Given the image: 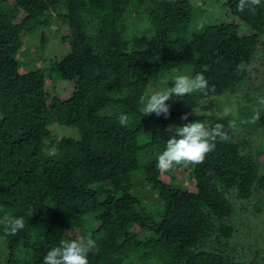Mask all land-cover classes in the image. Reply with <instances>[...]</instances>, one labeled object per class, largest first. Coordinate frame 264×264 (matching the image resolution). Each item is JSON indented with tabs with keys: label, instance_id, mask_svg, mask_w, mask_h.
I'll use <instances>...</instances> for the list:
<instances>
[{
	"label": "trees",
	"instance_id": "16d2710c",
	"mask_svg": "<svg viewBox=\"0 0 264 264\" xmlns=\"http://www.w3.org/2000/svg\"><path fill=\"white\" fill-rule=\"evenodd\" d=\"M10 1L0 0V238L5 246L0 264H42L47 251L67 232L84 228L88 217L97 222L95 231L81 235L96 242L89 264H123L133 256L160 264H264L262 249L248 262L243 249L239 254L233 247L261 246L242 240L240 233L248 225L246 207L253 216L264 209V171L258 158L241 152L236 129L227 128L230 119L189 114L182 120L186 113L174 110L167 119L143 116L140 103L151 80L171 71L202 73L209 81L212 90L190 97V103L220 96L242 103L249 91L264 89L251 80L264 36V0L255 12L238 11V0L224 3L251 29L246 36H239L236 21L191 34L189 0ZM135 2L146 5L151 31L128 41L123 20ZM54 12L68 24L64 40L70 53L47 69L23 70L17 55L24 38L48 26ZM21 13L25 16L16 23ZM241 62L248 71H236ZM50 78L74 82L68 98L49 95ZM107 110L111 114L105 115ZM121 114L129 118L126 126L119 122ZM175 120L223 123L231 137L218 140L203 163L187 167L194 191L179 188V178L167 181L156 166ZM259 121L264 126V114ZM53 123L76 127L80 138L50 141ZM142 154L149 157L144 164ZM139 169L157 194L155 210L131 192L132 174ZM13 216L25 218L14 236L4 229ZM141 233L148 235L140 238ZM25 250L29 259L19 256Z\"/></svg>",
	"mask_w": 264,
	"mask_h": 264
},
{
	"label": "rangeland",
	"instance_id": "374dc122",
	"mask_svg": "<svg viewBox=\"0 0 264 264\" xmlns=\"http://www.w3.org/2000/svg\"><path fill=\"white\" fill-rule=\"evenodd\" d=\"M228 0H189L193 8V20L190 26V33H199L205 27L215 23H228L236 21L240 25L239 36H246L252 34L251 29L244 25L241 21L237 20L233 16L227 7L224 5ZM12 3V0L10 1ZM146 5H141L137 2L133 3L125 18L123 20V29L126 36V40H130L133 36L141 35L148 31H151L148 16L145 13ZM25 14L21 13L16 23H20ZM90 34H94V29H89ZM68 34V24L62 18L61 15L56 12L52 13L49 21V25L43 28H38L33 34L27 36L23 40V47L17 55V61L20 63L23 70H30L33 67H40L47 69L51 65V62L59 61L63 57L70 53V46L64 40ZM43 38L45 43L42 44ZM260 48L256 56L254 57L252 64L251 80L255 86H262L264 84V36L259 39ZM179 71V70H178ZM180 72V71H179ZM49 71L46 72L48 76ZM178 75H188L187 72L177 73L171 71L166 73L163 77L153 78L149 86L148 92L162 89L165 86H171L172 81ZM53 79V80H50ZM47 81L46 89L49 95H57L60 99H66L74 90V82H66L57 78H50ZM251 97L248 100H244L242 103H238V99L228 96H220L213 98L195 99L190 103V97H186L185 100H178L173 96V99L167 103L170 105V110L181 111L184 113H191L192 108L196 105L201 115H212L215 118L230 119L236 122V137L241 146L242 153H250L254 157L258 158L261 163L262 170L264 171V126L259 120H253L254 113L257 108L258 96L264 95V89L249 91ZM250 99H252L250 101ZM195 101V102H194ZM104 114H111L110 110L104 112ZM192 115V114H190ZM263 115V114H262ZM182 122L175 120L171 123V126H181ZM172 129V128H170ZM51 132L50 141H59L62 137H68L72 139H79V133L76 127L63 126L58 123H53L49 126ZM52 151V150H51ZM149 159L148 155H141V164H144ZM188 164L180 168L177 172L171 170L162 173V176L167 180H171L172 177L179 178L178 186L181 189L194 191V183L191 180L190 169ZM142 169H139L132 174L133 186L131 192L141 202V205L148 210H155L158 206V197L156 192L145 183ZM239 204L243 202L238 201ZM247 206V205H246ZM238 207V205L236 206ZM252 207L247 206L249 212L243 216L248 221L243 230H241L242 240H249V242L258 241L261 246H246L244 244H234L235 251L241 254L243 249L244 260L251 262L257 257V253L261 254L260 250L264 252V209L256 216L252 215ZM238 210V209H237ZM85 226L80 231H69L65 235V240L74 239L82 234H89L91 231L97 229V222L92 217H88L85 220ZM148 233H141L140 238H145ZM98 235H96L97 237ZM5 246L4 241L0 238V262L4 259ZM21 258L29 259L30 252L25 250L19 253ZM263 256V255H262ZM243 258V257H242ZM123 264H160L155 259L140 260L137 256H133L126 260Z\"/></svg>",
	"mask_w": 264,
	"mask_h": 264
},
{
	"label": "clouds",
	"instance_id": "9594fccd",
	"mask_svg": "<svg viewBox=\"0 0 264 264\" xmlns=\"http://www.w3.org/2000/svg\"><path fill=\"white\" fill-rule=\"evenodd\" d=\"M262 0H238L237 10L255 12L261 5ZM246 64L241 62L236 66V71H248ZM212 90L209 81L202 73L194 76L178 75L172 81L171 86L146 93L140 98L143 116L155 114L157 117L164 116L167 119L170 115L168 101L175 96L178 100H185L186 97H193L196 94L206 96ZM257 108L253 120H259L264 114V95L258 96ZM192 115L200 114L198 106L192 108ZM189 113L184 114L181 119L187 120ZM121 125H127L129 118L121 114L119 118ZM237 125L234 120L227 121V128L235 131ZM173 129L171 137L166 142L165 150L157 157V169L161 173L168 172L176 166L203 163L206 154L213 151L216 142H227L231 139L229 131L225 130L223 123L206 125L199 120L190 121L182 126H171ZM33 211L29 209L27 215L30 217ZM25 227L24 216H13L4 225L5 232L9 235H16ZM96 248V242L90 235L77 236L74 239L62 240L58 246L52 247L44 255L42 264H89L88 254Z\"/></svg>",
	"mask_w": 264,
	"mask_h": 264
}]
</instances>
